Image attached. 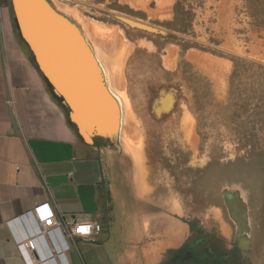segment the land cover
Here are the masks:
<instances>
[{
	"label": "rangeland",
	"instance_id": "obj_1",
	"mask_svg": "<svg viewBox=\"0 0 264 264\" xmlns=\"http://www.w3.org/2000/svg\"><path fill=\"white\" fill-rule=\"evenodd\" d=\"M48 1L75 11L70 18L79 26L87 19L117 26L133 43L121 67L122 92L133 112L125 133L141 145L142 196L121 142L118 152L128 158L127 181L137 195L164 201L189 226L194 238L184 253L199 246L232 254V264H264V0H174L165 19L121 0ZM148 3L157 7L156 0ZM173 49L175 63L167 67ZM193 50L222 61L216 65L221 76L211 64L191 60ZM173 91L174 107L166 110L161 100ZM185 109L194 116L195 145L184 133ZM228 185L240 189H234V201H242L249 249L236 243Z\"/></svg>",
	"mask_w": 264,
	"mask_h": 264
},
{
	"label": "crops",
	"instance_id": "obj_2",
	"mask_svg": "<svg viewBox=\"0 0 264 264\" xmlns=\"http://www.w3.org/2000/svg\"><path fill=\"white\" fill-rule=\"evenodd\" d=\"M186 110L183 126L194 118ZM120 114L119 142L128 121ZM127 164L99 137L82 138L22 40L11 1L0 0V264H29L15 238L22 225L10 221L51 199L64 214L86 213L102 224L94 241L77 239L84 264H178L194 238L189 226L164 201L139 197ZM136 180L142 196L145 181L141 192ZM67 256L80 264L74 253Z\"/></svg>",
	"mask_w": 264,
	"mask_h": 264
},
{
	"label": "bare ground",
	"instance_id": "obj_3",
	"mask_svg": "<svg viewBox=\"0 0 264 264\" xmlns=\"http://www.w3.org/2000/svg\"><path fill=\"white\" fill-rule=\"evenodd\" d=\"M58 2V0H55ZM69 1V0H68ZM124 3H128L131 7L135 9H145L148 11L150 16L153 17H160V18H168L172 14V5L174 0H156L157 7L151 8L149 6L148 0H121ZM87 2V1H86ZM35 0H19L20 7L22 6L23 9V15H28V23L30 21V27L31 31H34V33L37 35L39 39H43L47 41L48 33H47V27L45 23V19L38 23L37 18L34 17V15L39 16L41 14L40 9L43 8V2L39 1V7L34 5ZM58 7V6H57ZM63 13L67 16L77 17V13L73 10H70L67 8V6H62L60 4L59 6ZM33 11V12H32ZM39 13V14H38ZM42 15V14H41ZM30 16V18H29ZM31 16H33L31 18ZM126 22V21H125ZM84 24V27H82V38L85 37V39L90 43L92 47V57L89 56L93 63H97L100 66V69L102 71L104 80L108 86V89L110 90V93L114 96V99L116 100L117 107H118V113H123L124 119L127 117V119H131L130 115L128 114L130 112V106L126 103L125 94L123 91V80H122V73H121V67L123 66L124 59L126 57V54L129 49V44L126 41L123 30L121 28H116L115 26L110 25H104L102 23L95 22L93 20H85L82 21ZM129 26H133L130 21L126 22ZM80 24V23H79ZM44 28V29H41ZM85 29V30H84ZM78 30V29H77ZM75 31L78 34V37L80 38V32ZM84 35V36H83ZM47 43V42H46ZM79 50L76 47L72 46L69 47L68 45L65 47H59L54 46L51 47L49 45H42V54H46L45 56L49 58L50 62L56 66H54L56 69H58L59 74L63 77V79L67 82L68 88L70 87V92L72 93V97L74 98V102L77 104L78 108L76 109V114L80 118L82 124L85 127V130L87 132H91L95 129L104 128L111 133V135H114L116 132V136L118 135L119 126L115 124V121L111 119V115H109V112L106 114L102 113V108L100 107V98L95 95V93L90 90V87L92 85V80L85 78V76L90 77L92 76V72L90 68L84 69L80 66L73 65L70 68L64 67L61 62H57L58 55L60 54H66L72 55L70 59L75 60L76 52ZM81 50V49H80ZM176 57V51L173 49L170 54L165 57V65L167 67H173L175 63ZM188 57L191 60H194L196 62L201 63L202 67H205L208 64H211V67H213L218 73L217 78L221 76V69H218L216 65H222V61L211 57L209 55H203L197 52L196 50L190 51L188 53ZM88 74V75H87ZM59 78V77H58ZM173 94H165V97L161 100L163 103V107L166 110L173 109L174 104H172L173 99L175 98L174 91ZM159 102V101H158ZM185 105V104H184ZM183 106V105H182ZM187 110L185 109V115L187 116ZM129 115V116H128ZM122 115L120 114V118ZM184 118V117H183ZM185 119V118H184ZM118 126V127H116ZM194 126L192 120H185L184 121V133L187 136L188 139H190L191 142L195 145L196 143V135L194 133ZM136 134V133H135ZM133 137V136H132ZM128 139V140H127ZM135 139L130 138L129 133L126 132L122 140L120 141L123 143V147L126 151L130 152L133 156L137 159V168H136V176L138 178V184L139 189L141 192L144 191L145 185H144V177H143V168L141 165V160L139 159V155L136 154L139 153L138 146L141 147L140 143L135 142ZM122 147V146H121ZM237 185V184H234ZM234 185H228L226 186V192H228V199L230 202V206L233 209L229 207V210L231 212L232 217L239 223V226L242 229L245 228V222H244V212H240L239 207L242 205V201H238V197L236 198V201H234V198L236 194L234 192V189H239V186ZM231 187V188H229ZM240 190V189H239ZM241 196V195H240ZM227 202V201H226ZM228 204V202H227ZM229 206V204H228ZM235 207V210H234ZM243 214V216H242ZM242 235V234H241Z\"/></svg>",
	"mask_w": 264,
	"mask_h": 264
},
{
	"label": "water",
	"instance_id": "obj_4",
	"mask_svg": "<svg viewBox=\"0 0 264 264\" xmlns=\"http://www.w3.org/2000/svg\"><path fill=\"white\" fill-rule=\"evenodd\" d=\"M10 1L14 20L22 40L29 47L30 51L32 52L34 62L41 71L42 75L51 85L54 93L62 99L65 106L69 109V117L71 121L77 126L82 138L87 142H91L95 137H99L102 141H104L109 149L118 151L119 140L116 136V132L114 133V135H111V133H109V131L104 128L95 129L91 132H87L85 130L84 125L76 114V109L78 108V106L74 102V98L71 95V88H68L67 82L59 74L58 69L54 67L56 65H54L52 61L50 62V57L48 58V56H45L46 54H42V45L44 44H47L51 47H65L68 45L69 47H71V49L72 46L76 47L77 49L79 48V50L75 54L76 56H74L75 60L70 59L72 55H68V53L58 55L60 60H53L61 62L64 67L70 68L71 66L76 65L82 67L83 70L86 69V67L87 69L90 68L92 76H85V78L92 80L90 90H92L95 95L100 98V107L102 108V113L106 114L109 112L112 121L114 120L115 124L119 126V130H121L120 113H118L117 107L118 105L116 103V100L114 99V96L108 89L98 62L93 63L92 60H88L90 59L89 56L92 57L93 55L92 47L90 43L85 39V37L82 38V28L78 24H76L70 18V16H67L61 10H59L58 7H56L55 5L52 6L48 0H41L44 3L43 8L40 9L42 15L39 13V16L34 15V17L37 18L38 23L45 19L44 24H46L48 30V38L47 41L43 39L41 40L37 37L34 31H31V23L30 21L28 23V15H23V9L22 6L20 7L19 0ZM39 1L40 0H35L34 5L36 6V8L39 5ZM32 17L33 16H31V18ZM41 29L44 28L41 27ZM74 30L80 32V38Z\"/></svg>",
	"mask_w": 264,
	"mask_h": 264
},
{
	"label": "built area",
	"instance_id": "obj_5",
	"mask_svg": "<svg viewBox=\"0 0 264 264\" xmlns=\"http://www.w3.org/2000/svg\"><path fill=\"white\" fill-rule=\"evenodd\" d=\"M52 200L10 221L22 225V231L15 234L20 251L29 264H71L69 253L84 264L77 239L94 241L102 224L86 213L64 214Z\"/></svg>",
	"mask_w": 264,
	"mask_h": 264
},
{
	"label": "flooded vegetation",
	"instance_id": "obj_6",
	"mask_svg": "<svg viewBox=\"0 0 264 264\" xmlns=\"http://www.w3.org/2000/svg\"><path fill=\"white\" fill-rule=\"evenodd\" d=\"M225 201H226V199L224 197V202ZM225 206H226V203H225ZM248 206H249V204H248ZM238 227H239V231H238L236 243L241 248L244 247V248L249 249L251 247V243H252L251 242V238H252L251 231L249 232V234H245L241 231L239 223H238ZM250 230H252V224H251ZM235 238H236V231H235ZM234 242H235V239H234ZM227 254L228 253H226V252L225 253H218V252L213 251L211 249L201 250L200 247L198 246V248L193 249L192 251H188L186 253L183 252L180 255V258L178 260V264H232L230 262L233 259V255L232 254L227 255Z\"/></svg>",
	"mask_w": 264,
	"mask_h": 264
},
{
	"label": "trees",
	"instance_id": "obj_7",
	"mask_svg": "<svg viewBox=\"0 0 264 264\" xmlns=\"http://www.w3.org/2000/svg\"><path fill=\"white\" fill-rule=\"evenodd\" d=\"M178 5H179V3H178ZM178 5H176V7H178L179 8V6ZM177 9V8H176Z\"/></svg>",
	"mask_w": 264,
	"mask_h": 264
},
{
	"label": "snow or ice",
	"instance_id": "obj_8",
	"mask_svg": "<svg viewBox=\"0 0 264 264\" xmlns=\"http://www.w3.org/2000/svg\"><path fill=\"white\" fill-rule=\"evenodd\" d=\"M83 230V229H82Z\"/></svg>",
	"mask_w": 264,
	"mask_h": 264
}]
</instances>
